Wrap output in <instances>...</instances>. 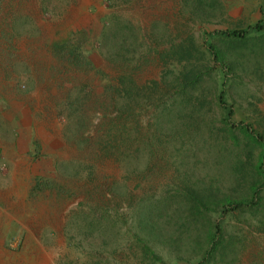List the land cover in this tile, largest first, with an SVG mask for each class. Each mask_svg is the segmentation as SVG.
<instances>
[{"label": "rangeland", "instance_id": "374dc122", "mask_svg": "<svg viewBox=\"0 0 264 264\" xmlns=\"http://www.w3.org/2000/svg\"><path fill=\"white\" fill-rule=\"evenodd\" d=\"M255 136L264 0H0V264H264Z\"/></svg>", "mask_w": 264, "mask_h": 264}, {"label": "trees", "instance_id": "16d2710c", "mask_svg": "<svg viewBox=\"0 0 264 264\" xmlns=\"http://www.w3.org/2000/svg\"><path fill=\"white\" fill-rule=\"evenodd\" d=\"M251 30L261 31L262 30V22L258 23L256 26L252 27ZM224 35L234 36V37H244L243 31H237V30L230 31V32H224ZM220 101L222 104H224V95L223 94H221V96H220ZM230 114L231 113L229 112L228 116H230ZM254 140L261 142L264 145V139H262L261 137L255 136ZM261 166L264 169V156H263V159L261 161Z\"/></svg>", "mask_w": 264, "mask_h": 264}, {"label": "crops", "instance_id": "0c3cea01", "mask_svg": "<svg viewBox=\"0 0 264 264\" xmlns=\"http://www.w3.org/2000/svg\"><path fill=\"white\" fill-rule=\"evenodd\" d=\"M211 47V49H213L214 47L213 46H210Z\"/></svg>", "mask_w": 264, "mask_h": 264}]
</instances>
